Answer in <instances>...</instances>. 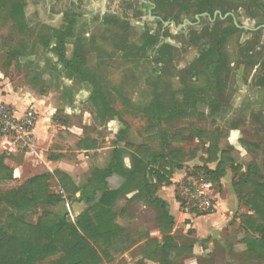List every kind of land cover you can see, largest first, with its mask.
<instances>
[{
    "label": "rangeland",
    "instance_id": "obj_1",
    "mask_svg": "<svg viewBox=\"0 0 264 264\" xmlns=\"http://www.w3.org/2000/svg\"><path fill=\"white\" fill-rule=\"evenodd\" d=\"M13 1L23 5L24 27L21 31L9 15ZM210 1L213 10L232 14L241 26L253 29L264 24V0ZM195 3V0H182L179 4L165 2L151 16L166 17L175 26L184 20L193 22ZM148 10V6H141L134 0H0V72L16 87L35 94L46 92L57 108L52 121L60 123L63 128L52 149L64 152L69 161L77 162L80 156V163L83 160L91 172L93 167L103 164L104 154L109 152L100 149L112 145L116 137L107 131V127L98 126L95 113L87 103L89 86L62 77L63 68L56 65L57 58L43 48L44 42L48 41L51 46L57 43L55 31L64 29L69 21L73 22L72 35L66 39L65 57L71 59L76 42L84 45L85 66L103 84L109 105L126 124L119 123L116 128L124 129L127 140L133 143L145 142L147 131L153 128L154 122L143 108L155 95L159 96L160 104L176 100L183 106L192 91L208 86L206 74L190 79L183 71H187L202 51L219 48L225 58L219 89L209 95L211 98L197 99L189 116L162 125L175 132V136L188 138L182 148L198 158L196 163L187 166L184 175L194 173L206 177L204 169L215 170L216 163L221 161L226 173L225 182L224 185L212 183L215 210L212 215L203 217L221 212L228 215L232 208L225 205V199L230 198H245L256 207L257 201L253 193H248L249 188L232 184V179L233 169L240 167L254 175V178L249 177L250 181L247 179L248 182L264 184V29H233L229 20L209 22L201 17L196 25H186L180 30L165 26L161 31V24L152 18L147 19ZM113 19L115 24L111 23ZM147 32L150 36L155 34L157 41L149 50L140 53L137 48L148 39ZM161 47H165V55L157 56L156 51ZM65 86L68 90L62 89ZM67 91L74 99L73 108L65 111ZM233 125L237 126L236 132L231 130ZM4 148H10V143L0 136L4 161L12 168L15 162L23 163L21 152L12 151L14 155H10ZM90 148L95 152L90 153L89 160H84L81 150ZM207 164L213 165L208 167ZM88 173L76 167L74 177L78 184H85ZM14 174L13 171L11 180L0 181V191L19 187L28 178L23 175L20 180H15ZM53 177L59 184L60 179L70 181L68 176L59 172H54ZM49 186L54 194L75 195L70 194V184L67 187L69 193L61 186L57 188L54 182ZM89 188L87 185L83 189ZM261 195L264 196V192ZM49 210L53 218L67 215L70 220L74 219L71 208L64 202ZM40 213L39 209L31 207L23 214L25 222L34 225ZM234 213L239 222L234 218L233 221L241 224L243 213L240 215L239 205ZM11 214L15 215L16 210L10 205L0 206V228L8 234ZM232 227L223 236L230 249L225 254L213 255L203 264H264V252L257 243L259 235L248 231L242 235L233 223Z\"/></svg>",
    "mask_w": 264,
    "mask_h": 264
},
{
    "label": "crops",
    "instance_id": "obj_2",
    "mask_svg": "<svg viewBox=\"0 0 264 264\" xmlns=\"http://www.w3.org/2000/svg\"><path fill=\"white\" fill-rule=\"evenodd\" d=\"M62 89L68 90L66 86ZM66 94L65 111L73 108L74 99L69 91ZM0 102L13 106L19 114L27 109H33L37 114L33 150L26 153L21 152L23 163L15 162L13 168L7 164L6 160L4 161V164L16 173L14 174L15 180H20L23 175L28 176L24 181L36 176L51 175L47 184L54 182L57 188H60L61 185L53 177L54 172H59L68 176L71 185L78 190L86 188L87 185L92 186L97 181L99 185L104 182L108 190L115 191L126 182L124 176L136 169L138 160L146 166L147 173H150L147 181L154 187L153 193L150 196L145 192L138 194L136 186L139 183L135 182L128 191L114 200L109 207V212L114 216L112 220L113 239L107 244L100 243L99 246H94L100 258L97 264H203L213 255L225 254L226 250L230 249L223 241V236L233 229L232 223L237 231L242 232V235L247 232L241 224L234 222H239L234 218L237 205H239L240 215L241 213L254 215L251 202L245 198L240 199L236 196L237 199H225V205H230L232 208V212L228 215L221 212L211 217L188 219L179 211L174 197L175 184L183 177L187 166L196 163L198 158L194 153L188 154V151L182 148L188 142V138L181 139L175 136V132L162 124L157 126L152 120L153 128L147 131L145 142L133 143L127 140V133L123 132L124 129L116 128L119 123L126 125L120 117L104 123H100L95 117L98 126L107 127V131L112 132L116 140L109 147L100 149L109 151L104 154L106 159L102 165L93 167L90 172L83 160L80 163V156L77 157V162H73L65 157L64 152L52 149L58 138L57 135L63 128L60 123L55 124L52 121L57 108L46 92L35 94L33 91L16 87L7 82L5 74L0 72ZM88 105L90 106L89 103ZM90 108L92 109L91 106ZM90 143L93 146V142ZM4 149H7L10 155H14L12 151H16L11 144L10 148ZM139 149L143 151V154L139 153ZM90 150L91 148L81 150L84 160H89L90 153L95 152ZM171 151H175L173 158L170 155ZM0 155H2L1 151ZM112 165H116L123 176L113 170L112 173L106 175L113 167ZM212 165L207 164L206 166L211 167ZM76 167H81L83 172L88 173L89 171L83 185L78 184L79 182L74 177ZM28 171L36 174L31 175ZM233 172L232 184L235 185L243 176L248 180L251 176L254 178V175L244 168L235 167ZM225 176L226 173L223 171V177L220 179L222 185H224ZM50 188L49 186V192L54 194ZM248 193L251 192L248 191ZM55 195L61 196L60 203L64 202L68 208H71L74 219L70 220L67 215L65 216L72 224H75L78 217L95 203V200L88 201L86 197H83L82 191L71 197L62 192L55 193ZM100 195L101 193L97 192V196ZM50 208L52 207H46L45 210L51 213ZM229 221L232 223L228 224ZM242 245L245 246L244 243Z\"/></svg>",
    "mask_w": 264,
    "mask_h": 264
},
{
    "label": "trees",
    "instance_id": "obj_3",
    "mask_svg": "<svg viewBox=\"0 0 264 264\" xmlns=\"http://www.w3.org/2000/svg\"><path fill=\"white\" fill-rule=\"evenodd\" d=\"M9 15L15 21L18 30L21 31L24 27L23 5L13 1L9 8ZM233 29L235 28L233 27ZM72 32L73 22L69 21L64 29L54 32L57 43L51 46L48 41L44 42L43 48L49 50L57 58L56 65L63 68L64 75L62 77L78 80L89 86L90 95L87 102L94 110L95 117L100 123L114 118L119 119L118 113L109 105L103 84L85 66L84 45L79 41L76 42L73 45L71 59L68 60L65 57V46L68 44L66 39L72 35ZM150 39L148 37L137 48V51L146 52V46L153 43ZM164 48L161 47L156 51L157 56L165 55ZM224 67L225 58L219 48L212 47L202 51L187 71L183 72L190 79L206 74L209 77L208 86L198 91H192L188 99L183 102V106L176 100L160 104L159 96L155 95L151 103L143 108V112L148 114L157 126L172 119L189 116L197 99L211 98L209 95L216 88L219 89L218 81ZM262 84H264V76ZM211 103L209 104L211 105ZM231 130H237V126L233 125ZM173 152L175 153V151L170 153L172 158ZM139 153L143 154V151L139 149ZM211 160L213 158H210ZM146 169V166L138 160L136 169L124 176L126 182L115 191L108 190L104 182L99 185L97 181L92 186L90 185L89 189L78 190L69 183L70 181L64 180L65 178L60 179V185L66 192L69 193L67 187L70 184V194L82 191L83 197H86L88 201L95 200L93 206L83 212L75 224L70 223L65 215L53 218L54 215L45 210L46 207H53L61 202V196L49 192L47 182L51 175L36 176L10 191H0V206L7 204L16 210V214H11L9 217L7 226L9 234L0 228V264H97L100 262V258L94 246H99L100 243L107 244L113 239L112 220L114 216L109 212V207L114 200L128 191L135 182L139 183L136 186L138 194L145 192L149 196L152 195L154 187L148 184L147 177L150 176V173H147ZM112 170L118 171L122 175L116 165L108 170L106 175L112 173ZM203 173L212 183H219L223 177L221 161L219 160L215 170L206 168ZM12 177L13 171L4 164V158L0 155V181H9ZM246 178L243 176L240 179L242 182L236 185L240 188L246 185L253 193L257 206L251 205L254 216H241V225L245 231L259 235L258 247L264 252V196L261 195L264 192V184L251 183ZM97 192H100L101 195L97 196ZM31 207H35L41 212L34 225L25 222L23 215ZM161 230L163 231V229Z\"/></svg>",
    "mask_w": 264,
    "mask_h": 264
},
{
    "label": "built area",
    "instance_id": "obj_4",
    "mask_svg": "<svg viewBox=\"0 0 264 264\" xmlns=\"http://www.w3.org/2000/svg\"><path fill=\"white\" fill-rule=\"evenodd\" d=\"M37 114L33 109L19 112L11 105L0 102V136L19 152L34 148V128ZM174 197L179 211L188 219L210 216L215 210L212 182L201 174L184 175L174 187Z\"/></svg>",
    "mask_w": 264,
    "mask_h": 264
},
{
    "label": "flooded vegetation",
    "instance_id": "obj_5",
    "mask_svg": "<svg viewBox=\"0 0 264 264\" xmlns=\"http://www.w3.org/2000/svg\"><path fill=\"white\" fill-rule=\"evenodd\" d=\"M136 2H138L141 6H148L149 10L147 11V19L152 18L154 21H157V23L161 24L162 30L163 31L165 26H172L174 30H180L183 27H180L177 29V27L183 25L185 22L186 25L188 26H193L196 25L197 23H199V20L201 17H204L206 19L209 20V22H213L216 19L219 20H229V22H231L232 26L236 29H242V28H238L236 27L235 23L239 26V27H244L241 26L240 24L237 23L236 19L234 18V16L228 12H224L222 13L221 11H215L213 10V6L210 0H195V6H194V11L196 12V16L193 22H189L188 20H184L182 22V24L175 26V23L172 20H168L166 19V17H158V16H151V13H153V11L155 10H159V8L165 4V2L169 3L171 2L172 4H179L181 3L182 0H134ZM181 9H185V7H181ZM112 24H115L116 22H114V19L111 21ZM190 23V24H189ZM264 24H259L256 25L255 28L250 30H246V31H257L254 30L259 26H263ZM248 28V27H247ZM244 30V29H243ZM150 32H147V36L149 38H151L150 40H152L149 45L146 46L145 50H149V48H151V46H153V44L157 41V36H155V34H152V36L148 35Z\"/></svg>",
    "mask_w": 264,
    "mask_h": 264
},
{
    "label": "water",
    "instance_id": "obj_6",
    "mask_svg": "<svg viewBox=\"0 0 264 264\" xmlns=\"http://www.w3.org/2000/svg\"><path fill=\"white\" fill-rule=\"evenodd\" d=\"M185 24H186V22H185L183 25L177 27V29L180 28V27H184ZM189 24H190V23H189ZM235 25H236V27H238V28H242V29H244V30H250V29L247 28V27H239L236 23H235ZM259 29H264V25H263V26H259V27H257V28L254 29V30H259Z\"/></svg>",
    "mask_w": 264,
    "mask_h": 264
}]
</instances>
